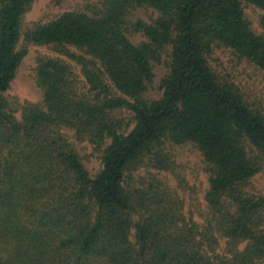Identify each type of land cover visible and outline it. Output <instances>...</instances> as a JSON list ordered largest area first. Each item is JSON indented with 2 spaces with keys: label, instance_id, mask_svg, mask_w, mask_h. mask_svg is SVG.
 I'll list each match as a JSON object with an SVG mask.
<instances>
[{
  "label": "trees",
  "instance_id": "trees-1",
  "mask_svg": "<svg viewBox=\"0 0 264 264\" xmlns=\"http://www.w3.org/2000/svg\"><path fill=\"white\" fill-rule=\"evenodd\" d=\"M31 1L0 0V264H261L264 195L245 188L264 162V115L218 79L208 57L225 46L264 71V37L242 6L264 9V0H101L91 15L65 11L35 24L24 40L74 47L81 54L64 55L81 66L87 89L75 87L65 62L39 58L42 101L20 106L19 120L4 93L26 53L17 43ZM136 7L159 16L131 23ZM131 31L145 40L132 43ZM166 45L162 95L145 100L152 61ZM122 109L132 113L128 131L114 116ZM62 128L97 147L109 140L95 176ZM166 142L191 143L203 157L201 222L186 219L155 178L132 183L142 169L172 168Z\"/></svg>",
  "mask_w": 264,
  "mask_h": 264
},
{
  "label": "rangeland",
  "instance_id": "rangeland-1",
  "mask_svg": "<svg viewBox=\"0 0 264 264\" xmlns=\"http://www.w3.org/2000/svg\"><path fill=\"white\" fill-rule=\"evenodd\" d=\"M101 0H32L24 12L20 22V35L17 50L25 49L23 56L8 90L4 93L10 106L18 109L15 116L20 120V106L30 103H41L42 90L36 82V66L39 58H58L65 62L70 69L69 79L79 91H86L87 84L81 71V66L71 58L64 55V50L69 49L81 54L72 46L60 47L53 45H35L24 40L25 32L35 24L46 23L65 11H81L91 15L100 7ZM245 18L251 29L264 37V29L260 25V18L264 16V9L242 3ZM159 13L150 7H136L128 14L131 23L141 20L152 23L158 18ZM128 38L132 43L138 44L145 40L142 33L128 32ZM171 45L161 49L158 61H152L153 78L142 94L145 100L158 99L162 95L161 79L168 73L171 60ZM212 72L222 82L231 83L243 96L247 104L264 115V71L251 61L239 57L231 48L216 46L208 57ZM115 118L120 119L126 130L133 127L132 113L122 109L114 113ZM124 128V129H125ZM63 135L73 144L77 150L81 162L90 176H95L102 167V154L106 144L97 147L86 140L77 141L74 132L68 128H62ZM164 153L173 161L170 170L142 169L134 173L132 183H148L156 179L159 183L182 202V213L186 219L192 218L201 222L207 211L205 194L208 189V173L200 152L191 143L176 145L166 142L163 146ZM250 147H247V149ZM252 150V149H251ZM249 151V150H248ZM141 176L143 179L140 178ZM247 191L264 195V162H261L260 170L249 180L245 188ZM133 239V235L130 236ZM226 239L219 238L218 253H224ZM244 243L240 245L242 248ZM264 264V261L260 262Z\"/></svg>",
  "mask_w": 264,
  "mask_h": 264
}]
</instances>
